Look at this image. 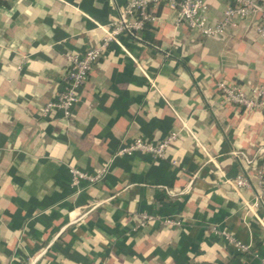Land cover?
Segmentation results:
<instances>
[{"label":"crops","instance_id":"0c3cea01","mask_svg":"<svg viewBox=\"0 0 264 264\" xmlns=\"http://www.w3.org/2000/svg\"><path fill=\"white\" fill-rule=\"evenodd\" d=\"M210 21L231 0H206ZM127 0H4L0 5V264H260L263 202L228 180L264 148V106L226 104L218 81L249 97L264 87L258 16L219 37L176 24L168 6L138 38L103 50L65 118L43 116L62 88L67 54L102 41ZM171 133L165 157L114 156L135 138ZM102 181L73 184L71 167ZM181 220L139 225L136 214ZM250 244L245 255L223 236Z\"/></svg>","mask_w":264,"mask_h":264},{"label":"built area","instance_id":"2783aa9c","mask_svg":"<svg viewBox=\"0 0 264 264\" xmlns=\"http://www.w3.org/2000/svg\"><path fill=\"white\" fill-rule=\"evenodd\" d=\"M168 6L175 12V22L186 23L191 30L199 32L204 37H219L225 33L228 26L234 25L235 19H244L258 16L255 25L259 37H264V0H231V4L224 10L220 20L212 22L209 20L208 4L206 0H127L124 6H118L114 19L105 29V34L96 47L88 48L83 52H72L67 54V68L62 78V88L55 97L48 101L42 108L43 116L49 115L51 111H59L68 118L75 106L80 101V90L85 85L88 74L93 65L101 58L103 50L110 42L118 40L121 34H127L138 38L145 24L153 25L158 15L155 13L160 6ZM216 89L221 93L222 100L226 104L236 105L245 110H253L264 106V87H259L253 97H249L238 86L218 81ZM176 137L171 133L157 142H148L142 138H135L130 143L122 145L114 152V156L132 155L135 152L148 153L154 158L165 157L169 143ZM246 169L228 180L235 189H252V177L250 171H254L256 187L254 200L246 202L249 211L259 207L263 202L264 193V148H260L258 155L253 158L244 157ZM108 171V164L104 163L94 174L82 171L76 167L70 168L73 184L81 180L89 183L102 181ZM139 225H145L149 221H156L164 226H180L181 220L172 217H159L146 213L136 214ZM223 238L232 244L237 251L250 255L252 247L250 244L236 240L226 231H218ZM37 258H33L28 264H36ZM264 264V257L260 259Z\"/></svg>","mask_w":264,"mask_h":264},{"label":"trees","instance_id":"16d2710c","mask_svg":"<svg viewBox=\"0 0 264 264\" xmlns=\"http://www.w3.org/2000/svg\"><path fill=\"white\" fill-rule=\"evenodd\" d=\"M2 4H4V0H0V5H2ZM158 12H159V10L156 11L155 13L158 15ZM148 26H150V24L146 23V24H145V28L148 27ZM245 255H246V254H245ZM247 255H248V254H247Z\"/></svg>","mask_w":264,"mask_h":264}]
</instances>
